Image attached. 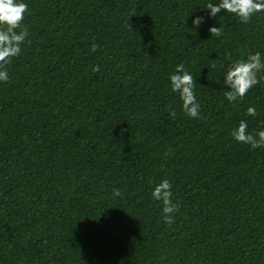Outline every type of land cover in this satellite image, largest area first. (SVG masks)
Wrapping results in <instances>:
<instances>
[{
    "label": "trees",
    "instance_id": "trees-1",
    "mask_svg": "<svg viewBox=\"0 0 264 264\" xmlns=\"http://www.w3.org/2000/svg\"><path fill=\"white\" fill-rule=\"evenodd\" d=\"M17 2L31 43L0 81V264H264V147L230 134L264 130V81L229 102L223 76L264 60V12L245 24L210 17L218 0ZM180 63L196 119L170 88ZM164 179L171 225L151 195Z\"/></svg>",
    "mask_w": 264,
    "mask_h": 264
},
{
    "label": "clouds",
    "instance_id": "clouds-1",
    "mask_svg": "<svg viewBox=\"0 0 264 264\" xmlns=\"http://www.w3.org/2000/svg\"><path fill=\"white\" fill-rule=\"evenodd\" d=\"M209 11L210 17H216L218 13L233 14L240 22L249 23L252 16L258 12H264V0H218V3L209 2L204 7ZM28 11V5L17 0H0V81L7 82L9 74L7 65L11 60L21 53V45L27 40L29 30L24 25V16ZM204 18L197 16L193 19V28L199 27ZM186 23V20L184 21ZM191 31L190 29L185 28ZM211 37L222 35L221 27H210L208 29ZM100 46L93 43L91 51L95 52ZM230 57V54H228ZM213 67L216 60L212 61ZM99 71V65L93 68V72ZM264 60L259 51L248 54L246 59H238L232 62L224 76V84L228 90L224 95L229 102H238L257 84L264 81ZM170 88L173 93L178 94L181 101L182 111L190 118L196 119L200 116V105L196 100L194 88L197 86L194 77L189 74L183 63L176 65L175 74H170ZM247 115L256 116L255 107L247 109ZM170 115L175 117L174 110H170ZM231 136L236 142L248 144L251 148L264 147V130L252 134L248 131V123L241 120L238 127L231 131ZM172 184L167 179L162 180L154 187L151 195L153 200L162 203V217L164 223L171 225L174 223V214L179 211V204L172 201ZM113 196L122 197L120 189H113Z\"/></svg>",
    "mask_w": 264,
    "mask_h": 264
}]
</instances>
